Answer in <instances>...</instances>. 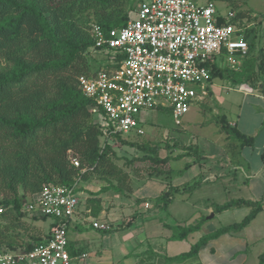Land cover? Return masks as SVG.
<instances>
[{"label":"trees","instance_id":"16d2710c","mask_svg":"<svg viewBox=\"0 0 264 264\" xmlns=\"http://www.w3.org/2000/svg\"><path fill=\"white\" fill-rule=\"evenodd\" d=\"M136 1L0 0V251H28L50 236V232L45 238L28 234L21 220L28 215L26 202L45 187H71L95 178L105 182L104 190L122 196L132 192L130 174L110 157L109 141L121 135H103L90 112L92 102L79 89L78 78L100 69L119 68L123 55L113 62L107 57L94 65L89 62L95 43L93 26L103 33L123 28L132 19ZM205 1L214 4L224 0ZM244 21L243 13H235L230 22L245 29ZM252 33L244 32L248 52L239 71L220 69L212 63L210 82L225 78L234 85L256 86L264 71V47L261 34L256 42L255 36L250 40ZM220 123L221 130L239 142L238 147L253 144L254 137L242 135L223 118ZM171 192L150 203L166 207ZM90 202L99 206L98 200ZM242 206L252 209L240 222L202 235L188 252L168 260L194 258L209 241L244 229L258 214V206L233 200L217 206L216 211ZM53 225L52 221L49 230ZM200 226H176L170 240L183 241ZM258 264H264V253Z\"/></svg>","mask_w":264,"mask_h":264},{"label":"built area","instance_id":"2783aa9c","mask_svg":"<svg viewBox=\"0 0 264 264\" xmlns=\"http://www.w3.org/2000/svg\"><path fill=\"white\" fill-rule=\"evenodd\" d=\"M234 18L235 13L221 14L213 3L150 0L123 28L103 33L93 26V52L103 53L110 62L123 55L118 69H100L78 78L103 135H143L140 113L158 107L169 109L173 119L180 120L191 105L208 95L210 66L218 57L239 71L248 42L244 28L230 22ZM238 90L251 91L245 85ZM71 164L78 167L76 160ZM78 188L77 182L71 187L48 186L29 199L24 206L28 215L54 222L50 236L28 251H0V264H73L67 230L79 205ZM91 226L111 230L108 224L92 222ZM87 259L86 253L77 257L81 264H87Z\"/></svg>","mask_w":264,"mask_h":264},{"label":"rangeland","instance_id":"374dc122","mask_svg":"<svg viewBox=\"0 0 264 264\" xmlns=\"http://www.w3.org/2000/svg\"><path fill=\"white\" fill-rule=\"evenodd\" d=\"M198 1L203 3L201 0ZM149 2L150 0H137L135 11L131 15L132 19L136 18L141 4ZM214 5L221 14H226L228 11H233L237 14L243 13L246 25L244 32L246 30H253V33L249 36L250 40L255 36L256 42L259 41L260 27L264 26V0H224L216 1ZM104 57V54L101 52H91L88 60L94 65L102 61ZM240 63H242V60ZM216 65L220 69L232 70L226 64L223 56L216 59ZM211 82L208 85V89L212 95L206 96L201 100V103L198 102L191 105L188 112L180 120L175 121L171 116L170 110L167 108L158 107L154 110L144 111L139 115L144 132L143 135L128 134L121 136L118 140L113 139L109 141L112 152L110 157L113 162L122 171L132 174L136 178H146V176L148 178L157 177L158 175H165L168 171L173 174L182 173L189 180L180 191L183 194L186 190L189 191L188 194H185L190 197L188 201L180 198L182 196L181 193L175 196L172 204L170 206L167 205L165 209L157 208V206L150 202H148L147 207H144L145 210H150L146 215L154 214L156 219L165 221L170 225L182 224L184 227L187 223L190 225L199 224L202 227L201 234H210L223 226L240 222L252 208L237 207L218 213L216 211V204L222 205L223 202L233 201V199L242 198L245 195L239 193L236 187H233L231 184L224 190L219 189L217 186L210 188L209 184L199 178V171H204L203 168L200 169L199 167L200 164L203 165L202 159L199 160V158L206 157V164L209 165L211 164L209 160L211 158L210 153H225L224 155H219V157L228 159L225 162L228 165L227 170L230 178L231 174H234L232 178L238 184H240V181H246L248 185L254 182L257 188L264 186V176H261L257 181H247L245 175H250L251 170H248L245 166V169H233L235 162L232 160L233 157L236 161H240L241 164L243 163L242 161H248L250 167L254 162L252 166H255L257 164L259 147L262 145L261 140L264 136V129L257 130L254 133L256 136H253L256 141L252 148L239 147L242 148V156L238 157L239 155H235V151L231 147L235 145L236 149L239 142L223 132L220 123V119L222 118L227 124L236 122L239 115L241 121L249 120L247 123L251 124L253 122L250 118L251 111L256 104L250 102L249 98L243 99L242 95L235 93L233 89L236 90L238 85L232 84L225 78H215ZM230 154L231 156H229ZM246 157L247 160H245ZM159 160H164L165 162L161 163ZM190 163H195L194 169L187 167ZM243 170L246 172L244 173ZM194 185H196V190L192 193L191 188ZM131 188H133V184H131ZM128 195H131V193ZM207 198L210 199L209 206L212 205L211 211L207 209ZM138 200L140 199H131V202H134L135 205L132 208L143 203L138 202ZM145 216L142 215L141 218H145ZM137 217H139V214L134 213L128 217V220L131 222V220H135ZM21 220L23 226L28 229L27 233L32 236L45 238L50 232L49 219L32 220L31 215H25ZM237 247H239V243L235 237L233 239L231 237H223V239L216 243V253L214 255H210L206 249L196 259L186 261L185 263L237 264L242 259L240 253H237L238 257L236 258L228 256V252ZM263 249V244L254 248L252 254L248 256L249 260H253V254L255 255ZM231 259L233 262L229 263Z\"/></svg>","mask_w":264,"mask_h":264},{"label":"crops","instance_id":"0c3cea01","mask_svg":"<svg viewBox=\"0 0 264 264\" xmlns=\"http://www.w3.org/2000/svg\"><path fill=\"white\" fill-rule=\"evenodd\" d=\"M201 1H203V3L207 2L205 0ZM260 34L264 43V26L260 27ZM262 47H264V44ZM240 85L247 86L251 91L247 93L239 91L238 87ZM240 85H238L236 90L233 89V91L238 95H242L243 99L249 98L250 102L256 104L250 116L253 122L249 124L247 123L249 120L241 121L238 115L237 121L229 123L230 125H228L236 128L239 133L244 136L254 137L256 136L254 133L257 130L264 129V71L259 75L256 86L250 87L247 84ZM207 91V96H209V94L212 95L208 88ZM201 100L198 102L201 103ZM255 141L256 139L252 145L245 147L252 148V146L255 145ZM261 143L262 145L259 147L257 164L255 166H252L254 162L250 167L248 161H242L243 163L241 164L240 161L238 162L232 157V160H234L233 162H235L233 169H245V166L248 170H251L250 175H245L247 181H257L261 176H264V136ZM242 148L236 146L235 149V145L231 147V149L235 151V155H239L238 157L242 156ZM224 154L225 153L221 154L217 152L210 153L211 158L209 160L211 164L209 165L206 164V157L199 158V160L202 159L201 161L203 162V165L200 164L199 167L200 169H204V171H199V178L209 184L210 188L217 186L219 189L224 190L227 189L229 184L233 187L235 186L239 193H243L245 197L235 198L233 200L251 202L254 207L258 206L259 212L244 229L236 233L222 235L217 239L209 241L199 250L198 255L206 251V249L210 255H214L216 253L215 245L218 241L223 239V237H231L232 239L235 237L239 243V247L231 249L228 252V256L230 258H236L238 257L237 253H240L242 259H240L237 264H258L259 257L264 253V249L255 255L253 254L255 257V259L253 257V260H249L248 256L252 254L254 248L261 246V244L264 245V216H262L264 215V186L257 188L254 182L248 185L246 181H240V184H238L236 180L232 178L234 174H231L230 178L227 170L228 165L225 162L228 159L219 157V155L221 156ZM229 156H231V154ZM245 160H247V157ZM194 165L195 163H190L187 166L188 168L191 167V169H194ZM245 172L246 171H244V173ZM130 177L133 188L131 195L127 196L118 195L112 190H104L103 188L106 185L105 182L95 178L86 182H80L78 188L79 205L67 230V251L73 264H80L77 260L80 253L87 254V264H186V261L196 259L198 255L185 261L168 260V258H173L188 252L199 238L205 235L200 233L202 227L200 226L198 231L189 235L187 239L183 241H172L170 240L173 234L172 229L176 226H182V224L170 225L165 221L156 219L154 214L146 215L150 210H145L144 207L145 204L155 200L169 189L172 190V194L168 206L172 204L175 196L181 193L182 196H180V198L188 201L190 197L185 194H188L189 191L186 190L184 194L180 191L189 180L183 176L182 173L173 174L172 172L166 176L160 175L150 178L147 176L146 178H136L132 174H130ZM191 189L193 193L196 190V185ZM131 199L145 201L141 205L132 208L135 205L134 202H131ZM90 200H98L99 206L97 207V204L91 203ZM228 202L230 201L223 202L222 205ZM207 204V209L211 211L212 205L209 206V198H207ZM222 205L216 204L215 206ZM242 207L250 208L247 206ZM157 208L162 207L158 206ZM162 209H165V207ZM134 213L139 214V217L129 222L128 217ZM142 215H146L145 218H141ZM92 222L108 224L111 230L108 232L96 230L92 228ZM188 225L190 224L187 223L186 226ZM232 262L231 259L229 263Z\"/></svg>","mask_w":264,"mask_h":264}]
</instances>
